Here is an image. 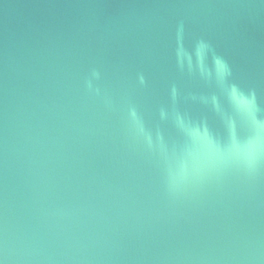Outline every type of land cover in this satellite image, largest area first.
I'll return each instance as SVG.
<instances>
[{"label": "water", "instance_id": "95a60500", "mask_svg": "<svg viewBox=\"0 0 264 264\" xmlns=\"http://www.w3.org/2000/svg\"><path fill=\"white\" fill-rule=\"evenodd\" d=\"M0 264H264V0H0Z\"/></svg>", "mask_w": 264, "mask_h": 264}, {"label": "clouds", "instance_id": "9594fccd", "mask_svg": "<svg viewBox=\"0 0 264 264\" xmlns=\"http://www.w3.org/2000/svg\"><path fill=\"white\" fill-rule=\"evenodd\" d=\"M181 27H182V25H181ZM143 81H144V77L141 75L140 82L143 83ZM244 157H245L246 163L249 165V167L254 165L255 159H256L254 152L248 153V154L244 155Z\"/></svg>", "mask_w": 264, "mask_h": 264}]
</instances>
